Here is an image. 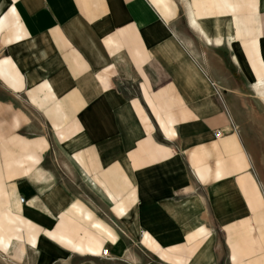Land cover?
I'll return each instance as SVG.
<instances>
[{"label": "crops", "instance_id": "0c3cea01", "mask_svg": "<svg viewBox=\"0 0 264 264\" xmlns=\"http://www.w3.org/2000/svg\"><path fill=\"white\" fill-rule=\"evenodd\" d=\"M262 81L264 0H0V264H264Z\"/></svg>", "mask_w": 264, "mask_h": 264}, {"label": "built area", "instance_id": "2783aa9c", "mask_svg": "<svg viewBox=\"0 0 264 264\" xmlns=\"http://www.w3.org/2000/svg\"><path fill=\"white\" fill-rule=\"evenodd\" d=\"M221 135L220 131L215 132V136L219 137ZM104 254H107V250L104 251Z\"/></svg>", "mask_w": 264, "mask_h": 264}, {"label": "bare ground", "instance_id": "6f19581e", "mask_svg": "<svg viewBox=\"0 0 264 264\" xmlns=\"http://www.w3.org/2000/svg\"><path fill=\"white\" fill-rule=\"evenodd\" d=\"M262 82L264 83V81H262ZM257 85H258V84H257ZM261 85H262V84H261ZM259 86H260V85H259ZM259 86H258V87H259Z\"/></svg>", "mask_w": 264, "mask_h": 264}]
</instances>
